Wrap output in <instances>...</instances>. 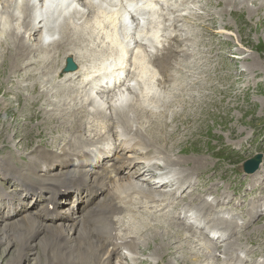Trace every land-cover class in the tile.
I'll return each mask as SVG.
<instances>
[{
  "label": "bare ground",
  "instance_id": "1",
  "mask_svg": "<svg viewBox=\"0 0 264 264\" xmlns=\"http://www.w3.org/2000/svg\"><path fill=\"white\" fill-rule=\"evenodd\" d=\"M150 1L151 0H148L147 2L149 3ZM105 8L107 10L110 9L108 4ZM28 9H29L28 4L24 5V7H22V5H17L14 11L19 14H22L24 13V11H28ZM94 13H95L94 15L97 17L94 21L96 24L102 25L103 20L110 21L109 25L112 26V29L114 31L113 32L106 31L105 34H103L104 39L106 42L108 41L110 48L113 45L121 46L123 48V52L117 56H113V55L107 56V54H105L104 55L105 57L101 58V62L100 61L98 62V64L100 65V69H102L103 71L108 68H111L112 65H114L113 69L120 70V68L124 67L125 64L124 62L126 60L127 53L124 48L126 46L123 42V39L119 38V36L116 33L118 29L116 24L114 23L116 21V17L112 13L107 14L105 12L104 7H95ZM22 24L25 26V28H29V29L31 28L28 19H25ZM78 28H80V30L74 29L69 22H65V24L62 27L63 30L62 39H67L71 35H75L78 33L75 37H73V39H70L68 43L72 45H77L79 42L84 41L86 39L85 36H89L87 31L83 30V28L87 29L85 26V22H80ZM11 30H13V32H11ZM103 30H105V28H103ZM32 33L33 36H39L40 30L34 29ZM7 35L10 39L15 41V43L18 45L17 46L18 49L22 48L21 38L19 37V33L16 32L14 28L7 29ZM61 48L62 46L58 44L56 47H53V52ZM24 49H26L29 54L35 56L36 53L38 52V45L27 46L24 47ZM48 49L49 48L44 49L43 51L44 54L47 53ZM70 50L72 49H67L66 51H64V53H67ZM74 52H76V50L73 51L72 53ZM106 57L113 62L110 66H107L105 63H102L106 59ZM83 65L84 64L82 65L80 64L81 66L80 73L82 71ZM112 72L114 76L115 75L118 76V73H120V71H112ZM74 75H78V73L76 72ZM129 100H131L130 97ZM112 107H113L112 105H109V109H113ZM130 110L134 112L133 114L137 116L136 118V120H138L137 125L140 126L144 122V120H140V119L144 114H146V111L141 109L140 107L136 108L135 105L131 107ZM115 113L118 114L120 119H123L126 115L125 111L117 110L115 111ZM165 115L167 118L168 111L166 110L162 112V117ZM162 117L154 124L163 123L166 118L162 119ZM133 118H135V116H133ZM129 122L130 120L127 119L124 125L129 124ZM160 127L163 126L159 125L158 128ZM115 152L116 150L111 151L110 156L106 157L104 161L101 163L102 165L101 168L94 167L90 173H84L83 175L77 177L76 179L77 183L83 184V187L89 190L88 192H90L91 186L102 184L106 177H108L110 180L109 194H108L109 196L106 195L105 198L103 199V202H107L110 208H108L106 211H101L98 215L100 219L98 218L95 220L98 223L101 232H93V227H94L93 224H91L90 228L88 229L86 225H84L83 223L77 220H73V222L70 225H66L62 221H59L58 224L57 223L42 224L39 222L40 219L27 215L8 221L16 213L14 208H12L13 212L12 214L8 215V219H7L8 222L3 223V229H0V231L6 230L4 237L0 236V243L4 242L6 244V251L11 252L8 264H19L21 259H23L24 262L27 261L29 264H65L67 262L71 264H94V261L92 259L93 257L95 262H97L96 264H106L107 259L109 258L107 257V252L104 251V249L101 246L103 245L104 242L103 232L106 228L107 223L102 222L101 218L105 217V219L107 220L109 216L113 214H117L119 212V208L115 201V198H118L117 196L119 195L116 194L117 189L115 188H117L119 185L118 180H121L124 177V175L122 176L117 175L119 174L120 170H118L117 162L115 160L116 158ZM132 167H134V170L132 172L136 173L140 166H138V164H134ZM108 173H110V175ZM125 176L130 178V175L126 174ZM85 177L90 178L89 183L86 182ZM115 179L117 180L115 181ZM147 191L148 190L146 189H139V192L142 193H146ZM148 196L150 200L153 202L154 195L152 193H149ZM42 213L49 214L48 210H43ZM159 214L161 216L160 218H165L164 213L159 211ZM156 230L158 232H161L159 231L158 228H156ZM37 231L40 232L39 236L37 234ZM83 240L86 241L85 245L82 244ZM50 243L55 244V246L64 247L61 255L62 257L59 259L58 262H53L49 259L48 256L47 257L43 256L46 253V249L50 245ZM165 244L166 246L164 248V251L162 252L164 257L173 259L174 263L176 264H186L185 259H181V257L175 255L178 253V249L176 247H173L171 243L168 244L165 243ZM57 249L52 248L51 250L55 251Z\"/></svg>",
  "mask_w": 264,
  "mask_h": 264
},
{
  "label": "rangeland",
  "instance_id": "2",
  "mask_svg": "<svg viewBox=\"0 0 264 264\" xmlns=\"http://www.w3.org/2000/svg\"><path fill=\"white\" fill-rule=\"evenodd\" d=\"M227 3V8L233 7L249 12L250 24L242 27L239 34L243 41L254 45V41L260 39L264 41V0H223ZM244 3L240 4V2ZM208 7L215 6L214 0L205 3ZM248 15V13H247ZM13 32V30H11ZM30 38L26 37L25 42L28 43ZM18 52V51H17ZM26 55L27 53L24 52ZM249 54L251 58L248 64L256 68L261 73H264V51L258 53L255 49ZM2 58L0 57V61ZM30 94L31 92L28 91ZM18 91L13 89V95L7 98L5 95H0V144L12 143L18 148L23 140L31 136L28 144L37 142L39 139L45 143L50 142L53 133L58 129V126L51 122L50 118H41L38 120H26L24 115L17 110L15 104L17 103ZM179 109V114L176 119V124L180 123L186 125L187 131L177 139L178 145H175L172 150L183 149L189 153L187 161L191 164L199 162L201 165V154L210 150L216 144V141L210 142L214 138L219 142H229L239 139L252 131L253 127L261 123L258 118L264 116V97L257 98L253 109L244 106H231L228 109L208 107L200 103H192V101H180L173 104ZM222 138V140H221ZM22 150V149H21ZM238 161V160H237ZM259 224L256 227L264 225V217L260 218ZM0 229H3V223H0ZM5 231H0V236L4 237ZM39 236V235H38ZM164 238V240H163ZM164 243V244H162ZM165 243H171L172 246L177 247L176 240L167 234L158 233L153 238L148 237L144 248L147 251H154L161 253ZM51 246V244L49 245ZM11 252L6 251V244L0 243V264H8ZM178 255V254H177ZM45 257V254L43 255ZM23 259L19 264H29ZM32 262V261H30ZM166 262V261H165ZM71 264V263H65ZM166 264H176L173 259L166 262Z\"/></svg>",
  "mask_w": 264,
  "mask_h": 264
}]
</instances>
